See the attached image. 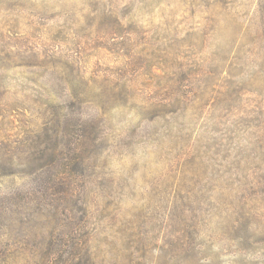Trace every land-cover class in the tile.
Segmentation results:
<instances>
[{
	"label": "rangeland",
	"instance_id": "rangeland-1",
	"mask_svg": "<svg viewBox=\"0 0 264 264\" xmlns=\"http://www.w3.org/2000/svg\"><path fill=\"white\" fill-rule=\"evenodd\" d=\"M0 264H264V0H0Z\"/></svg>",
	"mask_w": 264,
	"mask_h": 264
}]
</instances>
